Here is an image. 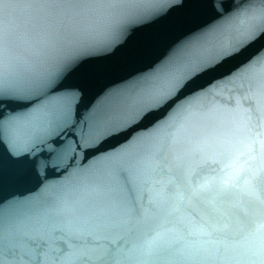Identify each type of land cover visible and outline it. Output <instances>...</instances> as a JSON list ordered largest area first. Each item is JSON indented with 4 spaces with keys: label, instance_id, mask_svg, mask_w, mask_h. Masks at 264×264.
I'll return each mask as SVG.
<instances>
[{
    "label": "water",
    "instance_id": "95a60500",
    "mask_svg": "<svg viewBox=\"0 0 264 264\" xmlns=\"http://www.w3.org/2000/svg\"><path fill=\"white\" fill-rule=\"evenodd\" d=\"M0 18V264H264V0H0Z\"/></svg>",
    "mask_w": 264,
    "mask_h": 264
},
{
    "label": "snow or ice",
    "instance_id": "6c2138e0",
    "mask_svg": "<svg viewBox=\"0 0 264 264\" xmlns=\"http://www.w3.org/2000/svg\"><path fill=\"white\" fill-rule=\"evenodd\" d=\"M63 2L68 4H80V3L94 2V0H63ZM139 11H141V9L139 8L129 9L126 13H122L120 16L114 17L110 21L109 27H106L103 30H94L93 36L95 40L105 44L114 43L124 34L127 18ZM11 34H12V25L9 24L6 27L4 20L0 18V103H3L5 99V77L3 71L4 44H5L6 36H11ZM59 76H60L59 73H57L54 76H50L45 81L41 82L39 86L51 87L56 82H58ZM185 86H186V82L182 83L180 79L175 80L171 85V91H169L164 95H161L158 99V103L161 106L169 105L170 108H174L177 104L180 103L181 100L185 99V97H179V92L182 91L183 87ZM8 97L11 99H18V100L26 99L25 96L20 95L11 86L9 87Z\"/></svg>",
    "mask_w": 264,
    "mask_h": 264
}]
</instances>
